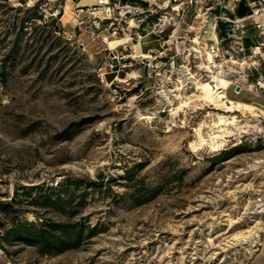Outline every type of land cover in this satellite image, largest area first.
<instances>
[{"label": "rangeland", "instance_id": "374dc122", "mask_svg": "<svg viewBox=\"0 0 264 264\" xmlns=\"http://www.w3.org/2000/svg\"><path fill=\"white\" fill-rule=\"evenodd\" d=\"M58 2L0 0V203L10 202L0 210V264H264V107L236 112L240 128H216L219 114L229 118L223 106L192 88L158 99L151 57L129 51L115 95V74L97 76L106 46L84 51L70 25L73 2L54 15ZM182 35V48L207 63L202 38ZM164 39L144 36V53L164 52ZM221 66L197 85L221 70L246 75ZM199 129L206 139L233 135L214 148L200 144ZM21 222L48 228L58 243L42 252L5 236ZM56 224L77 239L64 242Z\"/></svg>", "mask_w": 264, "mask_h": 264}, {"label": "built area", "instance_id": "2783aa9c", "mask_svg": "<svg viewBox=\"0 0 264 264\" xmlns=\"http://www.w3.org/2000/svg\"><path fill=\"white\" fill-rule=\"evenodd\" d=\"M68 1L59 0L54 4V15L64 10ZM70 1L74 3V0ZM240 3L247 10L246 20L232 18L229 14ZM83 11L87 15H81ZM71 12L80 33L85 34L89 41L106 46L108 55L105 66L98 68L97 76L101 82H107V75L115 74L109 84L115 95L117 90L112 85L120 82L116 74L118 67L122 66V54L127 51L133 54L134 45L150 35L165 38L162 44L164 52L153 53L154 56H150L151 60L146 63L150 70L148 77L154 83V96L158 99L169 101L179 91L195 90L200 78L208 76L212 69L222 67L224 61L229 62L232 73H235L236 67L245 70V74L261 71L254 85H246L264 94V0H97L95 4L84 7L75 4ZM220 23L225 24L224 38L218 35ZM249 27L256 30L259 39L247 45L245 40L249 39L246 33ZM182 34H197L202 38V46L207 44L208 48L205 52L207 63H203L200 56L191 57L186 48H182L184 41L179 42V39H183ZM195 40L193 42L192 39L191 43L197 47L200 43ZM224 40L228 42L226 50L220 46ZM111 42L118 44L112 47ZM80 46L87 51L83 42H80ZM118 47L122 51L116 52ZM165 51L173 53L169 62L157 65L155 61L162 58ZM194 52L198 53L196 50ZM208 52L211 53V61ZM229 78V85H234L238 92L242 88V81L232 74Z\"/></svg>", "mask_w": 264, "mask_h": 264}, {"label": "bare ground", "instance_id": "6f19581e", "mask_svg": "<svg viewBox=\"0 0 264 264\" xmlns=\"http://www.w3.org/2000/svg\"><path fill=\"white\" fill-rule=\"evenodd\" d=\"M118 42H111L110 45H113L112 47L116 46ZM135 51L139 50V44H135ZM209 53V52H208ZM140 56H142L144 59L150 57L149 54L143 53ZM208 59L211 61V53L208 54ZM230 83V79L227 78V76L223 73V71L217 72L216 75L212 76V80L210 82H205L199 85L195 91L200 90L201 94L198 98V100H202L204 102H208L209 104L217 106H223V110L226 113H229V118L226 115L219 114L218 115V120L214 123V127L216 128H224L225 126H237L238 120L236 119V112L240 113H245L246 111L252 112L255 110V106L252 104L248 103H242V102H235L229 99H224L225 94L224 90L227 89L228 84ZM167 106H171V103H167ZM264 113V112H263ZM259 113H255L253 116L254 117H259ZM142 119L148 118V117H141ZM256 128H262L258 124L254 125ZM252 127V126H251ZM226 128V127H225ZM240 128V127H236ZM222 131V130H221ZM242 132H245L243 130ZM224 130L222 131V134H216L214 136H210L208 139L203 137L202 132L200 129L198 130V138L200 140V144L207 143L208 140H210V146L214 148H218L220 144L218 141L215 140L217 137H221V135H224V137H230L233 135L232 131L229 130V135L225 136ZM191 146L193 148H196L197 142L191 143ZM198 149V148H197Z\"/></svg>", "mask_w": 264, "mask_h": 264}, {"label": "crops", "instance_id": "0c3cea01", "mask_svg": "<svg viewBox=\"0 0 264 264\" xmlns=\"http://www.w3.org/2000/svg\"><path fill=\"white\" fill-rule=\"evenodd\" d=\"M97 2V0H87V2H74L71 5V8L77 4L78 6L84 7L87 5H91V4H95ZM230 16L232 18H237V19H242V20H246V16H247V10L245 9L244 5L242 3L238 4V7L234 10V12L229 13ZM81 15H87L86 12H81ZM76 21L74 18H72V22H70V25L72 27V30H74L75 36L78 35V40L80 42H83L86 46L88 44H93L91 41H89V39L85 36V34L80 33L79 30L76 27ZM104 26V25H103ZM105 27V26H104ZM225 24H221L219 27V32L218 35L219 37L224 38V36L226 35L225 32ZM249 35V39H246L245 42L247 45H249L251 43V41H256L258 40V35L256 34V30H254L252 27H249L247 29L246 32ZM94 45V44H93ZM139 50L135 51V52H141V54H143L146 50L144 49V45L142 46V44H139ZM134 50H135V46H134ZM261 71H259L260 73ZM259 73L256 71H251L249 73H247L245 76H242V78H239V80L242 81L243 84L246 85V83H251V84H255V81L258 79L259 77ZM249 90H245L244 85H242V88L237 92V90L235 89H229V91L225 92L227 94V98L229 100L235 101V102H242V103H248V104H252L255 106V108H259L260 107H264V94L260 93L258 90H254V89H250ZM264 111V110H263Z\"/></svg>", "mask_w": 264, "mask_h": 264}, {"label": "trees", "instance_id": "16d2710c", "mask_svg": "<svg viewBox=\"0 0 264 264\" xmlns=\"http://www.w3.org/2000/svg\"><path fill=\"white\" fill-rule=\"evenodd\" d=\"M48 199V200H47ZM50 198H44L43 204L46 206L51 205ZM10 202H1L0 203V210H3L5 212L9 211ZM52 226V225H48ZM56 232L60 231V237H62L63 241H72L74 239H77V233L70 231V229H67L63 227L62 225H53ZM7 237L8 235L16 236L20 239L26 240L31 242L34 245H37L40 247L41 251L49 252L52 245H55L57 242L56 239L59 238V236H54L50 232L48 228L43 227H37L32 222H21L15 224V226L11 229L5 230ZM58 237V238H57Z\"/></svg>", "mask_w": 264, "mask_h": 264}]
</instances>
